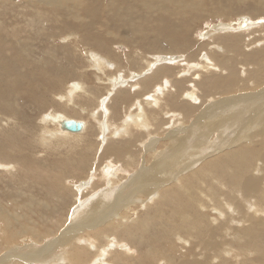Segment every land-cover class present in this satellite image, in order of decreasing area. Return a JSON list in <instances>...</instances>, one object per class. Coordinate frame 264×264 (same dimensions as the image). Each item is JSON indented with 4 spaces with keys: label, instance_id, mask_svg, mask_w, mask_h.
<instances>
[{
    "label": "bare ground",
    "instance_id": "6f19581e",
    "mask_svg": "<svg viewBox=\"0 0 264 264\" xmlns=\"http://www.w3.org/2000/svg\"><path fill=\"white\" fill-rule=\"evenodd\" d=\"M18 2H20L19 6L23 7L24 10L19 11L17 13L16 11L14 12V9H12V11L14 12V13L12 12L13 16L8 18V19L6 18V21L4 20V22L3 21L0 22L1 26L5 25V27L7 26L5 22L8 23V27H6V28H4V26L0 27L1 29L3 28L2 32L0 30V84L2 83L3 87L0 85L1 86L0 88H5V90L0 89V100H1L0 108L5 111V112L3 111L2 114L0 115V121L4 122L3 125L6 124L5 127L1 128L0 137L3 136V134H4L2 132H9V134L11 133V136L14 137V138L12 137L13 142L18 139V136H22V140L21 139L20 140L23 143H27V141H29V138L27 136H25V138H24V135L30 134V133H27L26 127H24V129H22V130L21 129L18 130V128L15 127V126H17L16 125L17 121H16L14 116L9 115L8 110H7L8 109L7 108L8 107L7 101L10 98H13L14 101L18 98L20 88L17 87V85L18 86L24 85V83H23L24 80L25 81L30 80V81H33V83H34V81L37 80V78H38L37 77L38 76L37 71L38 70L40 71V69L44 70L43 74L48 76L50 73L53 72V71H51V66H53V63L50 66V68L46 64L53 62V61L59 63L63 59L62 58L63 54L67 55L69 57L72 56L74 58L75 54L77 52L79 53L81 51V49L79 48L80 47L79 44L81 43V41H84L85 44L89 45L92 49L94 48L93 50L95 52L100 51L99 56H96V55L90 56L89 55L90 56L89 57L90 63H93L92 65H94V63L98 64L97 66H99V67H101V66L106 67L107 65H109L110 63L113 62V64L116 67H118L119 69H122V70L126 69V67L122 66L121 63L119 62V60L122 58H118L119 60H117V55L113 51L112 47L111 46L108 47L109 49L107 50V45L109 44V42L112 45H114V43L117 41V39L123 40V42H127L128 44H130L132 46L139 45L144 49V51L155 52L156 54H159V56H156L155 59L153 58V59L146 60V66H148V68H150L152 65H154V67H155L157 64H159L161 62V60H163L165 58H166V60H165L166 62H169V64H173L172 62H173L175 57L172 58L171 56H169V58H168V55H169V53H176L178 51H185L187 53L186 59H185L186 60L185 63L189 69V71L187 73L191 72V70H193V69H197L196 67L199 66L198 72H200V73L196 72L195 74H197L198 77H200V80L193 81L192 75H191L190 81L189 80H187V81L188 82H194L193 86H195V88L194 89H193V87H192V89L189 88L190 90H188L186 92L185 96H184L185 92H183V94H182V96L184 98H188L187 101L189 102V104L181 105L180 102H178L179 100L177 101V99L175 98L176 97L175 95H174L175 96L174 98L173 97L171 98L173 100L172 101L173 103L176 102L174 105H176L177 107L182 106L183 108H185V109H183V108L180 109L184 115H194V114L196 115L195 120H194V126L197 129V131L191 135V138L193 136H196V138L194 137L193 141H191V139H188L190 141H187V136L190 134L191 130H189L186 133L184 132V134L177 135L174 138L171 137L172 138L171 144L173 145V147L175 146V149L172 148L171 151H165L164 153L162 152L163 154H161V155L159 152L156 153V150L153 151L152 154L156 153L154 155L151 154L154 161L152 164H150L151 166H148L149 162H148V164L146 163L148 167L145 169V172L142 171V172H144L142 180H143V184H144V193L145 194H148L149 192L153 193L155 191L158 192L157 195H159V198H160L159 202H157L158 206H163V207L165 206L166 207L168 204L172 205L171 206L172 214L169 215V217L167 219L168 225L170 224L173 227V226H177L178 224L182 225L183 223H185L187 225H190V227H191V228H185L183 230V233L185 232V233H188L190 235V236H188V238L184 237L180 230H176L174 228H172L174 230L173 231L171 230V233L169 232V236H168L169 238L167 237V239L172 240V242H170V244H171L170 251L180 253V256L178 257V259H175V258L173 259L175 262H177L178 264H213L212 263L213 259L219 258V257L215 258V255H217V254H222L224 259L227 261L225 253L227 252L226 251L227 246L231 247V245L229 244V242L231 243V241H229L227 239V240H224V243H221L222 236L226 237L222 232H219V234L221 233L220 236L211 235L207 239L208 247L203 246L202 251H200L201 250L200 249V250H197L194 254H191L192 250L198 249L197 244L200 243V242H198V239L196 238V233L193 232V230L194 229L196 230V227H198L196 225V223H200V224H202V222L205 223V221H203V217H202L203 215H201L199 213V210H198V208L202 207L203 203L202 202L200 203V201L197 200V196H195V193L198 195L202 194L201 196L204 195L203 197H205V196H207L206 195L207 192L205 191V189H208L207 191H214L215 186H217V184H225L226 183L225 179H224L225 176L223 177V173L225 172V174H226V172H228L229 169H231V172L236 171V174L241 173L242 176L241 177L239 176L240 178H234L231 185H230L231 196L234 193L237 194V196H239V199L237 198L238 200L236 202V205H233L234 206V213L231 215V219L229 221V222H231L230 225H232L234 223L238 224L240 222L239 220L241 217L244 218V222H248V224L251 223L250 225H253V226H261L262 224H264V220L261 217H259L255 213H252V212L250 213L248 211L249 210L248 208H251L253 206V204H252L253 201H255L256 210L264 212V209L261 207V205L264 206V100H262V98H264V44L259 45V44L264 42V24L262 23V21H264L263 20L264 19V0H208V1H202V0H18ZM15 6H16V4H13L11 6V8H14ZM21 7H19V9ZM28 8H34V10H32L33 15L31 14L32 11L27 12ZM19 14L20 15L22 14V16H20ZM30 14L32 16L26 18L25 15H30ZM211 14H213L215 16L222 15V17H225V18L232 17L235 14L243 15L242 19H240V21H241V24H242V21L243 22L246 21L244 23V25H245L244 27H246V28H240L241 30L239 29L240 32H238V33L235 32L236 30H234L233 32L232 31L231 32H225L226 30L221 29L224 26L218 25V27L215 28V31H218L219 32L218 34H221V35H217V36L213 37V35H215V34H213L212 36H210V41H213L212 44H210V42H208V43L199 42L200 44H198V42H194L193 40H191L190 33L192 32L193 27L196 25L198 19L203 18L204 16L209 17ZM1 17L2 16H0V18ZM254 18L259 19L262 24L255 26V25L259 24L260 22L255 24L256 21H253ZM46 22H48V23H46ZM21 23H23L24 26L23 25L19 26V24H21ZM57 25L61 26V30H58ZM257 28H259V31H260V33L258 32V34L256 31ZM4 29H6V30L4 31ZM61 33H63V35H61ZM88 33H91L92 35L89 37ZM224 33H227V34L224 35ZM62 36H64V40L66 39V41H68L67 43L55 42L56 39L58 40ZM251 36H253V37H251ZM258 36H260V37H258ZM203 37H204V35H203ZM257 40H259V41L256 42ZM199 41H201V40H199ZM254 44H257V45H254ZM254 46H257V47L254 48ZM205 48L209 49V50H207L208 56L206 58H204L200 62V64H194L193 62H191L193 57H195L199 52H201ZM225 48L228 51H230L231 57L224 58V49ZM95 49H97V50H95ZM138 49H140V48H138ZM133 50L136 51L135 49H133ZM140 51L142 52L141 49H140ZM87 52L90 53V51H87ZM93 52H92V55H93ZM135 53H137V52H135ZM137 54L139 55V53H137ZM161 54H165V55H161ZM166 54H168V55H166ZM86 56L87 55H85V57ZM76 58H78V57H76ZM68 59H70V58H68ZM82 60H84V59H82ZM136 64H137V62H136ZM60 65H61V63H60ZM217 65L221 66L223 72H219V73L217 72V71H220V69L218 68ZM68 66H70V64ZM99 70L103 71L104 69L101 68ZM140 70H141V68H140ZM85 71H86V69H85ZM96 72H98V70ZM126 72H124V73H126ZM56 73H58V72H56ZM173 73H174L173 67H171L170 65H164V66L160 67L159 69H157L156 71H154L153 73H151L149 75L147 74V76L144 79H142L139 83L140 84L139 87H141V89H138L136 91L139 93L138 95H142L143 93H145V92L149 91L151 88H153V90H152L153 93L151 92V93L145 94L140 99L142 101V104H148L149 107H151V106L158 107L159 106L158 108L165 106V104H163V103L160 104L161 100L163 99L165 101H168V97H170V91L175 89L172 92H178V88L181 87V84H183V83H179V85L174 88L171 84H170V86L169 85L163 86L162 80L159 82H157V81L161 78V76L171 75ZM182 73H183V71H182ZM126 74H128V73H126ZM57 75H58L57 77H58L59 82H60V79L63 78L64 76H62L61 74H60L61 76L59 74H57ZM118 75H119L118 73L115 74V76H118ZM49 77L51 78V76H49ZM50 78H47V80L48 79L50 80ZM127 78H130V77H127ZM81 81H83V80H81ZM129 81H132V80H129ZM166 81H168V79ZM38 82H40V81H37V83ZM61 82H60V84L64 85V82L63 83H61ZM110 82H111L110 86L114 88L113 89L114 91H115L116 87H119V88L123 87V89H122L123 92H121L120 97H117L119 100H121L123 102L130 97L131 94L127 90H124L125 86L127 85L126 79L114 77V78L110 79ZM60 84H58V86ZM85 85L86 84L84 83V81L82 83L81 82L80 83L75 82L72 85L67 84L64 94L60 96V97H62V99H64V98L67 99V101L65 100L66 102L64 103V105L67 107L71 106L70 105V104H72L71 100H73L74 95L75 94L77 95V93L79 94V92H82V95L88 94V96H89L90 93L87 90ZM160 85H162V86H160ZM133 86L137 87L138 83H136V82L132 83L131 88H133ZM53 87L54 86H52V88H50L49 92H53V90H55V88H53ZM46 88H47V86H46ZM46 88H45V90L48 91L47 89H49V88H47V89ZM172 88H174V89H172ZM199 89L202 90L201 95H199V91H198ZM137 92H136V94H137ZM235 92H239V94L232 95L233 93L235 94ZM62 93H63V91H62ZM229 93L231 94V98H230V96L227 95ZM55 94H57V93H55ZM148 94H151V95L149 96ZM174 94H176V93H174ZM223 95L228 96V98L221 99L224 97ZM146 96H149L148 99L145 98ZM216 97H218L221 100L218 99L219 101L217 100L216 102H213L216 100L215 99ZM53 98H54V96H53ZM53 98H52V100H53ZM201 98H202V100H201ZM171 99H169V100H171ZM205 99H208V102H207V100L205 101ZM105 100H107V98H105ZM110 100H111V98H110ZM255 100L260 101V102L258 104L250 105L253 101L256 102ZM204 101L207 102L206 106L201 110L202 112H200L198 108L204 104L203 103ZM198 102H200V105L197 107L196 104ZM48 103H50V102H48ZM75 103H77V102H75ZM190 103H192V104H190ZM26 104H28V103H26ZM58 105H60V104H58ZM226 105H231V109H233V108H237V109L235 112L231 111V113H226V112L217 113V110L222 109V108L225 109ZM55 106H57V105H55ZM75 106H77V105L74 104V107ZM135 106H136V104L134 101V107ZM71 107H73V106H71ZM10 108H11V106H10ZM37 108H39V107H37ZM132 108H133V105H132ZM43 109H45V108H43ZM51 109H53V108H51ZM136 109H138L137 115H140V116H136L134 118L136 120H132L131 118L129 120H126L123 123L125 126L124 130L121 132H117V133L115 132V134H114L115 136H125V135L127 136L130 133L131 127H137L138 130L143 129L144 131H147L148 135L153 134V132H152L153 130H158L161 128L159 125H156L154 123V122H156L155 120H158L159 116H160V113L156 112L155 109H154V112L150 111V114H152V115H149V116L146 115L145 110H144L142 105ZM49 110H50V108H49ZM104 110H103V112H104ZM106 110L109 111L108 109H106ZM82 111H84V108ZM225 111H227V110H225ZM70 113H71V115H73V114L76 115L77 112L71 111ZM90 115H91V117H93L94 120L98 119L97 116L95 115V111H92V113ZM6 116H9L8 119H9V121L12 122L11 124L9 123V126H8V123H6V119H7ZM22 116H24V115L22 114ZM41 119L45 120V122H47L49 124L51 123L53 125V126H51V128L57 129L56 132L55 131H53V132L56 133V135H55L56 137L55 136L54 137L57 138L56 140H58V142H56V143L50 142L49 143L51 145L52 144L56 145V148H59V146L66 145L68 143L70 144L69 140L66 139L67 136H74L75 138H76V136H78V139L86 138V137L88 138V136H86L85 134L88 130L87 128L89 126H91L89 121H88L89 119L86 121L85 120L81 121V120L75 119L82 125V128L78 131H69L68 129L64 128V126H63L64 123L68 119H72L65 112H58V110L56 111L54 109V111H50L49 113H46V115L44 114V116H42ZM23 120H25V119L23 118ZM159 121H160V119H159ZM25 123L27 124V122H25ZM107 123H108V121H107ZM107 123L105 122V124H107ZM18 125H20V124H18ZM153 125H154V128L153 127L151 128V126H153ZM27 126H28V124H27ZM46 127H45L46 129L44 128L45 131L43 132L42 137L38 133H37V135L36 134L33 135L32 143H34L36 140L40 141V142L44 141L45 135H46L45 140L47 139L48 135H50V138H48L46 141H48L49 139H53L54 134L51 133L53 129H50V128L48 129V126H46ZM98 127H100V126H98ZM232 128H233V131L231 130V133H233L234 136H231V138H233V140H231V142H230L231 145H237V143L235 141L237 139L238 140L241 139L242 142H239L238 146L235 149L232 148V149H230V151H228L224 154H221L218 157H216V156L215 157L214 156L207 157V159L209 161H206L207 159H205L206 163L201 162V164H203V163L204 164L199 168V170L197 169L196 172L194 171L195 173L191 170L192 172L191 171L190 172L193 173L191 176L192 179L194 177H201L200 179L198 178L199 181H198L197 185L193 184L188 177H187L186 181L183 183H181V181L179 179H178L179 180L178 184H177L178 181L176 183L171 182L172 179H174V177L178 178L177 175H179V174L181 175V173L183 171H185V169L190 165V163L188 161H185V158L186 159L190 158V156H191L190 154L196 153L197 151H200L199 144L203 143V142H207L208 141L207 137H209L211 133H216V135H218L217 140L220 139L218 144L223 146V145H226V141H229L231 139V138L227 139V137H226L227 134L224 137H223V135L225 133H227L226 130L232 129ZM150 129H152V131H150ZM47 130H51V132L50 133L47 132V134H46ZM63 131H69V132H74V133L70 134V133L63 132ZM80 131H82V132H80ZM124 131H126V132H124ZM172 131L175 132L174 130H172ZM228 131H230V130H228ZM76 132H79V133H76ZM236 132L238 134H236ZM57 134H59V135H57ZM30 135H32V134H30ZM94 135H92V136H94ZM11 136H9V137H11ZM90 136H91V132H90ZM129 136H131V135H129ZM133 138H134V136H133ZM4 140L2 138H0V156H1L0 159L6 160L7 162L0 160V168H1V166H3L4 170H5L4 172H8L9 170L15 168V165H13L15 163L20 168H23L25 173H24V175L21 174V178H25V176L27 175L26 171H29L28 166L31 165L30 163L34 159L32 161L30 160L31 161L30 162L27 160L30 158L29 156L22 157L21 154L27 155L24 153L25 152L24 150H26V147H23V146L25 144H22L23 146L20 145L23 149L22 148L19 149V150H21V151H18L19 154L14 155V152L17 153L18 149H12L13 148L11 145L12 143L7 145L9 142H12V141L7 140L8 142H5ZM154 140H152V141L149 140L148 143H145L146 151H148L149 149L152 150V147L156 144L154 142ZM114 141H116V139H114ZM44 143H46V142H44ZM171 144H169V146ZM33 145L34 144H32V146ZM53 145H52V147H53ZM90 145H92V144H90ZM26 146H27V144H26ZM132 146H133V143L131 141H128L126 139L119 141V139H118V142H116L113 146L108 147L106 154H113L114 156L120 157V159H121L123 156L128 155ZM106 148L107 147H105L104 149H106ZM184 148H186V149H184ZM191 149H193L194 152L190 151ZM159 150H160V148H159ZM201 151L199 153H201ZM141 152H139V153H141ZM147 153H149V152H147ZM129 155H130L129 157L131 158L132 157L131 153H129ZM166 155H170V156L172 155L170 160H168L169 158L166 159ZM103 156L106 158L108 155H105V152H104ZM205 156H206L205 154H202L201 156L198 157V160L203 159V157H205ZM83 158H85V157H83ZM98 158H99V156H98ZM209 158H211V159H209ZM180 161H185V163H181ZM56 162L54 164H56ZM194 162H195V160H194ZM243 162L248 163V164L250 163V165L253 167V169L251 170L252 172L244 170L245 167L243 166ZM34 163L35 162H33L32 166H34ZM62 163H63V161L61 162V164ZM254 163H257V164H254ZM66 164H68V163L66 162ZM85 164H87L86 161H85ZM62 165H64V163ZM224 165H227V166L225 167ZM253 165L254 166L256 165V166L254 167ZM221 166H224V168H219ZM251 166H250V168H251ZM241 167H243V168H241ZM195 168H196V166H195ZM195 168H193V169H195ZM133 173H136V172L134 171ZM110 174H111V172H110ZM133 176H134V174H133ZM0 177H2V176H0ZM52 177H53V175H52ZM130 178H132V177H130ZM1 179H3V178H0V180ZM56 179H57V177H56ZM181 179H182V177H181ZM131 180H133V179H131ZM26 181H27V179H26ZM33 181H35V180H33ZM192 181H194V180H192ZM31 182H30V184H31ZM131 182H134V181H131ZM190 183H191V186H190ZM33 184H35V183H33ZM169 184H171V185H169ZM227 184L229 185V183H227ZM168 185H169V187H167ZM135 186H136V184H135ZM55 187H56V185H55ZM100 187H101V185H100ZM102 191H103V189H102ZM102 191H100V193H99V197H100L99 199L101 201L103 198H105V195L102 193ZM59 192H60V189H59ZM116 192H117V189H116ZM205 192H206V194H205ZM260 193L262 195H260ZM25 194L26 193H24V195ZM29 195H31V194H29ZM142 195H144V194H142ZM259 195L262 196L261 199H259ZM231 198H232L231 200L234 201L233 196ZM6 199H8V198L6 197ZM86 200H89V199L87 198ZM199 200H200V198H199ZM31 201H32V204H34L36 202L34 197L31 198ZM96 201H97V199H95V201L92 202V206L96 203ZM107 201H108V199H107ZM142 201H145V199H143ZM202 201H204V200H202ZM8 202H11L13 204V206L16 208L25 207L27 209H32L31 211L35 212V210H33V209L36 206V204L35 205H28V204H24L23 202L21 204V202L18 201V198H15V199L12 198V199L8 200ZM37 204H39V203H37ZM104 204H106V203H104ZM90 205H91V201H90ZM196 205H198L197 209H196ZM37 206H36V208H37ZM108 206L109 205L106 204L107 210L105 211V208H104V212L95 211L94 208H97V206L94 208H92V207L91 208L93 209L92 212L94 214H97L101 223H106V225L108 226L107 230H106V231H108L107 237H110L109 235L114 233L113 231H111V229H113V227L116 226V224H117V226L122 227V225H121V224H123L122 218H124V217L122 215L121 221H120L121 223L112 221L113 218L110 221H107V218H109V216H107V217H105V216L107 215V211L110 208V206L109 207ZM203 206H204V204H203ZM111 207L112 208H118L115 205H112ZM38 208H37V210H38ZM133 208H135V207L133 206ZM2 209H3V205L0 204V218H1L0 219V249L2 248V246H4V245L6 246V244L9 243V240L6 238V236L3 237V235H5V231H6L4 226L6 223L9 222V218H8V216L2 214ZM126 209H129V206ZM120 210H121L120 208L116 209V211L113 212L114 215L115 214L117 215ZM95 212H97V213H95ZM85 214H87V213H85ZM85 214H84V216H85ZM104 217L106 218V221H105ZM160 217H161V215H160ZM190 217H193V219L188 221V219ZM162 218L164 219V216H162ZM144 219H141V220L144 221ZM81 220H83V219H81ZM141 220H139L137 222L142 223ZM227 220H228V218H227ZM84 221H85V219H84ZM128 221L126 220L125 224ZM206 221H208V220H206ZM215 221L217 222L216 219H215ZM79 222L78 223L76 222V224H79ZM181 222H182V224H180ZM211 222H213V220H211ZM90 223L91 222H89L88 224H90ZM139 223H136V224L133 223V224H134V226H136V228H137V226L142 227L145 225V221L143 222L144 225H142L143 223L138 225ZM206 223H208V222H206ZM112 224H113V226H112ZM212 224L213 223H211V225ZM225 225L228 226V229H226L224 227ZM163 226H165V225H163ZM215 226H217L219 231L220 230L227 231L225 234H227L229 232V230L231 229L229 227V225L226 224L225 222H223V226H219V224L217 223V224H214V226L212 227L211 233L216 230ZM130 227H131V229H130ZM130 227L128 230H126L127 231L126 239L131 237V236H135L136 232L140 231L139 230L140 228L137 229L136 232L134 230L132 231L133 226H130ZM200 227H201V225H200ZM124 229H126V228H124ZM207 229L206 230L204 229V230L207 231ZM76 230H77V226L72 227L71 230H69V234H67L66 236H69V239L72 238V239H74V241L78 242L77 236L72 234ZM121 231L124 232L123 229ZM205 231H202V232H205ZM247 231L250 234L252 230L249 229ZM25 232H26V226H21L20 228L15 229L12 232L7 233V234L11 235L12 238L18 237V240H19V239H21V237H23ZM120 232H119V234L122 233V232L121 233ZM143 232H144V229H143ZM196 232H198L200 234L201 228H200V232L199 231H196ZM140 233H142V232H140ZM239 234H241V233H238V235ZM115 235H116V232H115ZM121 235H123V234H121ZM124 235H125V233H124ZM142 235H144V234L142 233ZM147 235H150V234H148V232H147ZM228 235H230V234H228ZM251 235L253 236L254 234H251ZM151 236H154V235H151ZM201 236H202V234L200 235V237ZM144 237H143L142 241L144 240ZM133 238H136V237H133ZM133 238H132V240L134 241ZM148 238H150V237H148ZM237 238H240V237H237ZM152 239H153V237H152ZM152 239L150 238L151 242H152ZM240 239H242V238H240ZM51 240H49V241H51ZM119 240H125V237H124V239L119 238V239L115 240V242H113V244L115 243L114 245H112V243L109 242L110 241V239H109L104 248L97 246L95 244V241H92L91 238L86 240L85 245L88 246V248L91 251H94L95 252L94 254L92 252H90L89 250L82 248V247H79L77 249L71 247L70 245L72 242L71 243L70 242H64L63 244L66 243L65 249L71 248L72 251L70 253H68L66 251V253H63V254L65 255V259L67 260V262L69 264H79V259H82V260L85 259L84 254L91 256V259L94 255L91 262L89 261V263H86V264H109L111 262L113 264H136L137 260H135V259L133 261V259H131L129 257L130 258V259L128 258V260L130 261V263H129L128 261L124 262V261H126L125 258L123 261V259H121V257L118 256V255L121 256V254H118L117 252H119V253L122 252L123 254H127V255H133L132 250H131L133 246L130 249L126 245V243L122 244V245L119 244V242H117ZM140 240H141V238H140ZM146 240H148V239H146ZM160 240H162V239H160ZM46 242L48 243V241H46ZM187 242H189V244L185 245ZM204 242H205V239H204ZM137 243H139V242H137ZM147 244H149V243H147ZM139 245H140V243H139ZM180 245H182V247ZM144 246H146V245L143 244V247ZM185 246H186V249L183 251L182 248L183 247L185 248ZM199 246H200V244H199ZM150 247H151V245H150ZM152 247L153 248L155 247L154 243H153ZM52 248H53V245L42 248L41 251L39 250L40 252L37 253L38 257L39 258L48 257L49 253H46V252L50 251ZM18 249L20 250V248H18ZM65 249H64V251H65ZM136 249H140V248L137 247V248H135V250ZM160 249H158V250H160ZM112 250H115V253H117L118 255H116L114 253L115 255L111 256ZM141 250H143V248H141ZM147 250L149 251V249H147ZM164 250H167V248L166 249L164 248ZM246 250H248V249L246 248ZM170 251H168L169 254H171ZM32 252L33 251L30 250L27 253L23 252V254H25L24 256H26V258L29 256L31 258H36L37 255L31 254ZM153 252H154V250H153ZM243 252H245V250ZM149 253H152V251ZM163 253L165 255V252H163ZM263 254L264 253H263L262 249L258 250V255L262 256ZM15 255H13V256H15ZM21 255H22V253H21ZM144 255H143V257L146 256V255L145 256ZM159 256L161 257V255H159ZM183 256H184V259H187V260H182ZM110 257H112L111 262H108L110 260L109 259ZM149 257H148V259H149ZM152 257L153 256H151V258ZM154 258H156V257H154ZM162 258L164 259V256ZM2 259L4 260L5 258L3 257ZM60 259L62 260L61 257H60ZM139 259H142V258L139 257ZM144 259L146 261V257ZM224 259H222L221 261H224ZM34 260H38V259H34ZM150 261L152 262V260H150ZM28 262H29V260H28ZM44 262H45V260H44ZM51 262H53V263H49V264H56L57 263L56 260H53ZM153 262H152V264H153ZM258 262H259L258 264H264V261H258ZM39 263H40V261H39ZM137 263L139 264L141 262H137ZM145 264H146V262H145ZM156 264H159V263H156ZM163 264H172V262L166 263V260H165Z\"/></svg>",
    "mask_w": 264,
    "mask_h": 264
},
{
    "label": "rangeland",
    "instance_id": "374dc122",
    "mask_svg": "<svg viewBox=\"0 0 264 264\" xmlns=\"http://www.w3.org/2000/svg\"><path fill=\"white\" fill-rule=\"evenodd\" d=\"M202 1H208V0H202ZM19 3L20 2H18V0H5V1L0 0V6H1L0 9L2 8L0 10V13H1L0 16H2L0 18V22L1 21L4 22V20L6 21V18L8 19V18L13 16L12 9H14V12L16 11L17 13L19 11L24 10L23 7L19 6ZM13 4H16V6L14 8H11V6ZM19 7H21L20 8L21 10L19 9ZM32 10H34V8H28L27 12L32 11ZM31 14L33 15V11L31 12ZM31 14L25 15L26 18L31 17L32 16ZM20 16H22V14ZM214 16L215 15L211 14L209 17L204 16L203 18L198 19L196 25L193 27L192 32L190 33L191 40H193L194 42H198V44H200L199 42H204V43L210 42V44H212L213 41H210V36H212L213 34H215V35H213V37L217 36V35H221V34H218L219 33L218 31H215V28H217L218 25H223L224 27L221 29L226 30L225 32H231V31L233 32L234 30H236L235 32L238 33V32H240L239 31L240 28H246V27H244L245 26L244 23L246 21L245 22L242 21V24L240 21V19H242L243 15L235 14L232 17H228V18L222 17V15H219L220 17L219 16L214 17ZM258 20L259 19L254 18L253 21H256L255 24L260 22L259 24L255 25V26H258L262 23L264 24V21H262V23H261V21L260 20L258 21ZM5 23L7 25L6 27H8V23L7 22H5ZM46 23H48V22H46ZM21 25L24 26L23 23L19 24V26H21ZM2 26H4V28H6L5 25H2ZM2 26L0 24V27H2ZM57 27H58V30H61V26L57 25ZM2 29L0 28L1 32H2ZM5 30L6 29H4V31ZM256 31H257V34H258V32L260 33L259 28H257ZM226 34L227 33H224V35H226ZM61 35H63V33H61ZM91 35H92L91 33H88L89 37ZM203 35H204V37H203ZM62 37L61 38L59 37L60 39H58V40L56 39L57 41L55 40V42L67 43L68 41H66V39L64 40V36H62ZM251 37H253V36H251ZM258 37H260V36H258ZM199 40H201V41H199ZM258 41L259 40H257L256 42H258ZM262 44H264V42L259 44V45H262ZM85 45L86 44L84 41H81V43L79 44V46H80L79 48L81 49V51H80L81 53L79 52L80 53L79 54L77 52L78 54L77 53L75 54V56L78 57L79 59L76 58L75 56L73 58L72 56L69 57V56L63 54V56L65 58L62 56L63 59L59 63L53 61V62L46 64L50 68V66L53 63V66H51V71H53L52 73H50L47 76V75L43 74L44 70L40 69V71L42 73L38 70L39 72L37 71V75H38L37 77L39 79L36 77L37 80H35L34 83H33V81H30V80H26L27 82L24 80L23 81L24 85H19V86L17 85V87L20 88L18 98L15 101L13 100V98H10L7 101L8 113L10 116H14L16 121H17V124H16L17 126H15V127L18 128V130H20V129L22 130V129H24V127H26L27 133H30L32 135H30V134L24 135V138H25V136H27L29 138V141H27V143H23L21 141L22 136H18V139L13 142L12 140L14 137L11 136V133L9 134V132H2L4 134L0 138H2L3 140L5 139L4 140L5 142H8L9 140L12 141V142H9L7 145L12 143L11 144L13 147L12 149H18L17 153L14 152V155H16V154L18 155L19 154L18 151H21L19 149L22 148L20 145L25 144L24 146L23 145L22 146L26 147V150H24L25 151L24 153L27 155L21 154L22 157L29 156L31 159L28 157L29 158V159H27L28 161H30V160L32 161L33 159L34 160L32 162L30 161L31 165H29L30 167L28 166L29 171H26L27 175L25 176V178H21V174L24 175V173H25L23 168H20L15 163L13 164V165H15V168L9 170L8 172H4L5 170H4L3 166H1V168H0V172L2 173V174L0 173V176H2L0 178H3L0 180V204L3 205L2 214L8 216V218H9V222L6 223L4 226L6 231H5V235H3V237L6 236V238L9 240V243H7L6 246L5 245L2 246V248L0 249V264H49V263H53V262H51L53 260L57 261V263L55 262L56 264H69L67 262V260L65 259V255L63 253H66V251L68 253H70L72 251V249L71 248L65 249L66 243L63 244L64 242H70V243L72 242L70 245L71 247H73L75 249L82 247V248L89 250L90 252H92L94 254L95 252L91 251L88 248V246L85 245L86 240L91 238L92 241H95V244L97 246L104 248L109 239H110L109 242L112 243V245H114L115 243L113 244V242H115V240H117L119 238L124 239V237H125V240H119L117 242H119V244H121V245L126 243V245L130 249L133 246L131 249L133 255H127V254H123L122 252H120V253L117 252L118 254H121V256H120L117 253H115V250H112L111 256L116 254L119 257H121V259H123V261L125 258L126 261H124V262L128 261L129 263H130V261L128 260V258L130 257L131 259H133V261H134V259L137 260L136 264H138L137 262H141L139 264H145V262H146V264H152L153 261H154L153 264L154 263L155 264L156 263L163 264L165 260H166V263L172 262V264H178L173 259L174 258L178 259V257L180 256V253L170 251V249H171L170 248L171 247L170 242H172V240L167 239V237L169 236V232L171 233V230L173 231L174 229H176V230H180L182 235L184 237L188 238V236H190V235L188 233H185V232L183 233V230L185 228H191V227H190V225H187L185 223L182 224V222L180 223L182 225L178 224L177 226H173V227L170 224L168 225L167 219H168L169 215L172 214V211H171L172 205L168 204L166 207L165 206L164 207L158 206L157 202H159L160 198H159V195H157V193H158L157 191L153 192L154 194L152 192L145 194L142 177H143V173L145 172V169L148 166H151L150 164H152L154 161L152 156H151L153 151L156 150V153L159 152L161 155L165 151H171L172 148L175 149V146L173 147V145L171 144V142H172L171 137L174 138L177 135L184 134V132L186 133L189 130H191L190 134H189L190 136L189 135L187 136V141H190L188 139H191V141H193V138L194 137L196 138V136H193L191 138V135L197 131V129L194 126V120H195L196 115L195 114L194 115H184L182 113V111L180 110L183 107L182 106L177 107L176 105H174L176 102L173 103L172 102L173 100L171 98L172 97L174 98L176 96L175 98L177 99V101L179 100L178 102H180L181 105L189 104V102L187 101L188 98H184L182 96V94H183V92H185L184 93V96H185L186 92L188 90H190L189 88H191V89H192V87H193V89L195 88V86H193L194 82H188L187 81V80L190 81L191 75H192L193 81L200 80V77H198V75L195 74L196 72L200 73V72H198L199 66L196 67L197 69H193V70H191V72L187 73L189 71L188 66L185 63L187 53L185 51H178L176 53H169L168 52L169 55L166 54V55H168V58H169V56H171L172 58H174V57L176 58V59L174 58V60L172 62L173 64H169V62H166L165 61L166 58H165V59L161 60V62L159 64H157L155 67H154V65H152L150 68H148V66H146V60L153 59V58L155 59L156 56H159V54H156L155 52L144 51V49L139 45L132 46V45L128 44L127 42H123V40L117 39V41L114 43V45H112L109 42V44L107 45V50L109 49L108 47L111 46L113 51L117 55V60H119L118 58H122L119 60V62L121 63L122 66L126 67V69H124V70L119 69L118 67H116L113 64V62L110 63L109 65H107L106 67H104V66L99 67V66H97L98 64H95V63H94V65H92L93 63H90L89 57L94 56V55L99 56L100 51L95 52L93 50L94 48L92 49L89 45H86V46ZM254 45H257V44H254ZM255 47H257V46H254V48ZM138 48H140L142 50V52ZM133 49H135L136 51H134ZM95 50H97V49H95ZM207 50H209V49L205 48L204 50L199 52L195 57H193L191 62H193L194 64H200V62L208 56ZM87 51H90V53H88ZM92 52H93V55H92ZM135 52L139 53V55ZM85 55H87V56L85 57ZM161 55H165V54H161ZM228 57H231V54H230V51H228L225 48L224 49V58H228ZM68 58H70V59H68ZM82 59H84V60H82ZM136 62H137V64H136ZM60 63H61V65H60ZM69 64H70V66H68ZM164 65H170L171 67H173L174 73L171 75L161 76V78L157 82L162 80L163 86L164 85L170 86V84H171L174 88L177 87L179 85V83H183V84H181V87L178 88V92H172L175 90L174 88H172L174 90L170 91V97H168V101H165L163 99L161 100L160 104H162V103L165 104V106H163V107H160V108H158L159 106L158 107H153V106L149 107L148 104H142V101L140 99L145 94L151 93L153 88H151L149 91L143 93L142 95H138L139 93L136 90L141 89V87H139L140 81L142 79H144L147 76V74L149 75V74L153 73L154 71H156L157 69H159L160 67H162ZM217 66L220 69V71H217V72L218 73L223 72L221 66L220 65H217ZM101 68H103L104 70L103 71L99 70ZM140 68H141V70H140ZM85 69H86V71H85ZM97 70H98V72H96ZM182 71H183V73H182ZM56 72H58V73H56ZM124 72H126L128 74H126ZM73 73L74 74L76 73V74L74 75ZM116 73H118L119 75L115 76ZM57 74H59V75L61 74L62 76H64L63 78L60 79V82L61 81H62L61 83L64 82V85L60 84L59 79L57 77L58 76ZM49 76H51V78ZM114 77L126 79V81H127L126 82L127 85L125 86L124 90H127L131 95L127 100H125L123 102L117 98V97H120L121 92H123V90H122L123 87L122 88L116 87L115 91H114L113 90L114 88L110 86L111 85L110 79L114 78ZM127 77H130V78H127ZM47 78H50V80L49 79L47 80ZM167 79H168V81H166ZM81 80H83L84 83L86 84L85 86H86L87 90L89 91L90 95L89 96H88V94L82 95V92H79V94L78 93H77V95L75 94L76 96L74 95V99L71 100L72 104H70V105L73 107L65 106L64 103L67 101V99L66 98L62 99V97H60V96L64 94L65 89H66V85L67 84L72 85L75 82L76 83L77 82L82 83L83 81H81ZM129 80H132V81H129ZM37 81H40V82H38L39 84L37 83ZM131 82L132 83H135V82L138 83V86L137 87L133 86V88H131V85H132ZM58 84H60V85L58 86ZM0 85L3 87L2 83ZM162 85H160V86H162ZM46 86L49 89H47ZM52 86H54L53 88H55V90H53V92H49L50 88H52ZM45 88L48 91H46ZM0 89L5 90V88H0ZM62 91H63V93H62ZM198 91H199V95H201L202 90L199 89ZM136 92H137V94H136ZM55 93H57V94H55ZM174 93H176V94H174ZM237 94H239V92H235V94L233 93L232 95H237ZM148 95L150 96L151 94H148ZM227 95L230 96V98H231L230 93ZM53 96H54V98H53ZM149 96H146L145 98L148 99ZM223 96L224 97L221 99L228 98V96H226V95H223ZM52 98H53V100H52ZM105 98H107V100H105ZM110 98H111V100H110ZM169 99H171V100H169ZM215 99L216 100L213 102H216L219 98L216 97ZM221 99H219V100H221ZM201 100H202V98H201ZM206 100L208 102V99H205V101ZM262 100H264V98H262ZM134 101L136 104L135 107H134ZM205 101L203 102L204 104L198 108L200 112H202L201 110L206 106L207 102H205ZM0 102H1V100H0ZM48 102H50V103H48ZM75 102H77V103H75ZM259 102L260 101H256V102L253 101L250 105L258 104ZM26 103H28V104H26ZM73 103L76 104L77 106L74 107ZM58 104H60V105H58ZM190 104H192V103H190ZM55 105H57V106H55ZM132 105H133V108H132ZM138 105L143 106L145 113L148 116L152 115V114H150V111L154 112V109L156 110V112L160 113V116H159L160 121L158 119V120H155L156 122H154V123L156 125H159L161 128L158 130H153V131H152V129H150V131H152L153 134L148 135L147 131H144L143 129L138 130L137 127H131L130 133L127 136L126 135L125 136H115L114 135L115 132L117 133V132H121L124 130L125 126L123 123L126 120H129L130 118L132 120H136L134 118L136 116H140V115H137L138 109H136V108H139ZM196 105L198 107L200 105V102H198ZM10 106H11V108H10ZM37 107H39V108H37ZM43 108H45V109H43ZM49 108H50V110H49ZM51 108H53V109H51ZM83 108H84V111H82ZM54 109L56 111L58 110V112H65L72 119H77V120H81V121H84V120L86 121L89 119L88 121L92 127L89 126L87 128L88 130H87L85 135L88 136V138L86 137V138L78 139V136H76V138L74 136H67L66 139L69 140L70 144L67 142L68 144L59 146V148H56V145L52 144L53 145V147H52V145L49 144L50 142L51 143L52 142L53 143L58 142V140H56L57 138H55L56 137L55 132L57 129L51 128V126H53V125L51 123L49 124V123L45 122V120H42L41 118H42V116H44V114L46 115V113H49L50 111H54ZM106 109H108L109 111H107ZM183 109H185V108H183ZM236 109L237 108L231 109V105H226L225 109L224 108L219 109V110H217V113H224V112L231 113V111L235 112ZM103 110H104V112H103ZM225 110H227V111H225ZM3 111L4 110L0 108V115L2 114ZM69 111L70 112L76 111L77 113H76V115L75 114L71 115V113ZM92 111H95V115L98 118L97 120H94L93 117H91L90 114L92 113ZM22 114L24 116H22ZM6 117H7L6 123H8V126H9V123L11 124L12 122L9 121V119H8L9 116H6ZM23 118L25 120H23ZM106 120L108 121V123ZM25 122H27L28 126ZM105 122L107 124H105ZM3 124H4V122L0 121V131H1V128L5 127V125H6V124L5 125H3ZM18 124H20L21 126ZM46 126H48V129L49 128L53 129L52 132H51V130L46 131V134H47V132L48 133L51 132L54 134L53 139H49L48 141H46L48 138H50V135H48L46 140H45V138H46V135H45L44 141L40 142V141L36 140L34 143H32L33 135L34 134L37 135V133H38L42 137L43 132L47 128ZM98 126H100V127H98ZM152 127L154 128V125L151 126V128ZM172 130H174L177 134L175 132H173ZM228 130H230V131H228ZM228 130H226L227 133H225L223 135V137H224L227 134L228 135V136L226 135L227 139L231 138V136H234L233 133H231V130L233 131V128L228 129ZM53 131H55V132H53ZM82 131H80V132H82ZM89 131L91 132V136H90ZM63 132H67L70 134L74 133V132H69V131H63ZM124 132H126V131H124ZM76 133H79V132H76ZM236 134H238V133L236 132ZM57 135H59V134H57ZM92 135H94V136H92ZM129 135H131V136H129ZM9 136H11V137H9ZM133 136H134V138H133ZM217 137H218V135H216V133H211L210 136L207 137L208 143L207 142L200 143L199 149H200V151L202 150L201 153H199L200 151H197L196 153L190 154L191 155L190 158H187V159L185 158V161H188L190 163V165L185 169V171H183L181 173V175L180 174L177 175L178 178L174 177V179H172V181L171 180L170 181L172 183L173 182L176 183L178 181L177 182V184H178L179 180H180L181 183H183L186 181V179L188 177L193 184L197 185L198 181L201 177H194L192 179L191 178V176L193 174V173H191L192 171L196 172L197 169L199 170V168L204 163H206V161H209L207 159V157H211V156L218 157L219 155L230 151V149H232V148L235 149L238 146V143L242 142L241 139H239V140L237 139V140H235L237 145H231L230 142H231V140H233V138H231L229 141H226V145L221 146L218 144L220 139L217 140ZM114 139H116V141H114ZM118 139H119V141L126 139V140L131 141L133 143V146L129 152L132 155L131 158L129 157L130 156L129 153L127 156H123L121 159H120V157L114 156L113 154H106L108 147L113 146L116 142H118ZM149 140L150 141L154 140V142L156 144L152 147V150L149 149L148 151H146L145 143H148ZM44 142H46V143H44ZM26 144H27V146H26ZM32 144H34V145L32 146ZM90 144H92V145H90ZM169 144H171L170 145L171 147L169 146ZM105 147H107V148L104 149ZM159 148H160V150H159ZM184 149H186V148H184ZM103 151L105 152V155H108L106 158L103 156L104 155ZM190 151H193V149H191ZM139 152H141V153H139ZM147 152H149V153H147ZM156 153H153L152 155H154ZM202 154H205L206 156L203 157V159L198 160V157L201 156ZM98 156H99V158H98ZM83 157H85V158H83ZM171 157H172V155L171 156L166 155V159L169 158L168 160H170ZM0 158H1V156H0ZM205 159H207V160L205 161ZM209 159H211V158H209ZM0 160L7 162L6 160H2V159H0ZM194 160H195V162H194ZM60 161L61 162L63 161L64 165H62L63 163L61 164ZM85 161L87 162V164H85ZM185 161H180V162L185 163ZM33 162H35L34 166H32ZM55 162H56V164H54ZM66 162L68 164H66ZM148 162H149V164H148ZM201 162H204V163L201 164ZM146 163L148 164V166ZM247 164L248 163L243 162V166L245 167L244 170L252 172L251 170L253 169V167L250 165V163L248 165ZM254 164H257V163H254ZM195 166H196V168H195ZM224 166L226 167L227 165H224ZM224 166H221L219 168H224ZM250 166H251V168H250ZM193 168H195V169H193ZM241 168H243V167H241ZM134 171L136 173H133ZM142 171H144V172H142ZM229 171L226 172V174H225V172L223 173V177L225 176V178H224L225 182H226L225 184H217V186H215L214 191H207L208 189H205V191L207 192V194H206V192H205V194L207 196L203 197L204 195L201 196L202 194L198 195L195 193V196H197V200L200 201V203L202 202L204 204V206L202 204V207H200V208H198V205H196V209L198 208L199 213L201 215H203L202 217H203V221H205V223H203V222H202V224L196 223V225L198 227H196V230L194 229L193 232L196 233V238L198 239V242H200L197 245L199 246V244H200V246L199 247L197 246L198 249H194L195 251L192 250L191 254H194L197 250H200V249H201L200 251H202L203 246L208 247L207 239L211 235L220 236L221 233L219 234V232H222L226 237L222 236L221 243H224V240L228 239L229 241H231V243L229 242L231 247L227 246V249L225 248L227 251L225 253L227 261L224 259L222 254H217V255H215V258L216 257H219V258L213 259V261H212L213 264H258L259 263L258 261H264V254L262 256L258 255V250H260V249H262L263 253H264V243H263L264 242V230H263L264 224H262L261 226H253V225H250L251 223L248 224V222H244V218L241 217L239 220L240 222L238 224L234 223V224L230 225L231 222H229V221L231 219V215L234 213V206L233 205H236V202L239 199V196H237V194L234 193V194H232L234 201L231 200L232 196H231L230 185H231L234 178H240L242 176V174L241 173L236 174V171L231 172V169H229ZM110 172H111V174H110ZM133 174H134V176H133ZM52 175H53V177H52ZM56 177H57V179H56ZM130 177H132V178H130ZM181 177H182V179H181ZM26 179H27V181H26ZM131 179H133V180H131ZM33 180H35V181H33ZM192 180H194V181H192ZM131 181H134V182H131ZM30 182H31V184H30ZM33 183H35V184H33ZM227 183H229V185ZM135 184H136V186H135ZM55 185H56V187H55ZM100 185H101V187H100ZM169 185H171V184H169ZM169 185L167 187H169ZM190 186H191V183H190ZM59 189H60V192H59ZM102 189H103V191H102ZM116 189H117V192H116ZM100 191H102V193L105 195V198H103L102 201L99 199L100 198L99 197ZM24 193H26L27 195L26 194L24 195ZM29 194H31V195H29ZM142 194H144V195H142ZM260 195H262V194L260 193ZM260 195H259V199L262 198V196H260ZM31 196L34 197L36 200V202L34 204H32V201H31L32 197ZM6 197L8 199H6ZM12 198H14V199L18 198V201L21 202V204H22V202L24 204H28V205H35L36 204V206L38 205L37 208L38 207L39 208L37 210V208L35 206L33 209V210H35V212H32L31 211L32 209H27L25 207L16 208L13 206V204L11 202H8V200H10ZM87 198L89 200H86ZM199 198H200V200H199ZM95 199H97L98 202L96 201V203L92 206V202L95 201ZM107 199H108V201H107ZM143 199H145V201H142ZM202 200H204V201H202ZM90 201H91V205H90ZM37 203H39V204H37ZM104 203L109 205L111 208V209L109 208L110 211L108 210L107 215L105 216V217L109 216V218H107V221H110L113 218L112 221L121 223L120 221H121L122 215L124 217V218H122V221H123L122 222L123 224H121L122 227L117 226V224H116V226H114L113 229H111V231H113L114 233L109 235L110 237H107L108 231H106V230H107L108 226L106 225V223H101L97 214H94L92 212V210H93L92 208H94L96 206H97V208H94L95 211L104 212V208L106 211L107 210L106 204H104ZM252 204H253V206L251 208H248L249 209L248 211L250 213L251 212L255 213L256 215H258L259 217H261L264 220V212L256 210L255 201H253ZM112 205H115L121 209L117 215L115 214L116 216L114 215L113 212L116 211V209H118V208H112L111 207ZM128 206H129V209H126ZM133 206L135 208H133ZM89 207L90 208L92 207V208L90 209ZM261 207L264 209L263 205H261ZM85 213H87V214H85ZM95 213H97V212H95ZM84 214H85V216H84ZM160 215H161V217H160ZM162 216H164V219L162 218ZM227 218H228V220H227ZM81 219H83V220H81ZM84 219H85V221H84ZM141 219H144L146 226L143 223L144 221ZM191 219H193V217H190L188 219V221ZM215 219L217 220V222L215 221ZM126 220L127 221L129 220V221L126 222V224H125ZM139 220H141L143 224L137 222ZM206 220H208V221H206ZM211 220H213V222H211ZM105 221H106V218H105ZM76 222L77 223L79 222V224H76ZM89 222H91V223L88 224ZM206 222H208V223H206ZM210 222L213 224L211 225ZM223 222L228 224L229 227L231 228L227 234H225L227 231H224V230L219 231L217 226H215L216 230L211 233V229L214 226V224L218 223L219 226H223ZM133 223L134 224L139 223L138 225L142 224L144 226H142V227L137 226V228H136V226H134ZM74 225L77 226V230L74 231V233H72V234L77 236L78 242L74 241V239H72V238L69 239V236H66L67 234H69V230H71L72 227H75ZM163 225H165V226H163ZM200 225H201V227H200ZM21 226H26V232L23 235V237H21V239L18 240V237L12 238L11 235L7 234V233L12 232L15 229L20 228ZM112 226H113V224H112ZM130 226H133L132 231L134 230L136 232V230L139 228H140L139 229L140 231H137L136 235L134 234L135 236H131V237L128 236L129 238L126 239V235H127L126 230H128ZM224 227L226 229H228V226L225 225ZM124 228H126V229H124ZM172 228H174V229H172ZM200 228H201V232H200ZM122 229L124 230V232L121 231ZM130 229H131V227H130ZM143 229H144V232H143ZM204 229L205 230L207 229V231H205ZM249 229L252 230L250 234L247 231ZM196 231H199L200 234ZM202 231H205V232H202ZM115 232H116V235H115ZM119 232L123 235L119 234ZM140 232H142L144 235H142V233H140ZM147 232L150 235H147ZM124 233H125V235H124ZM238 233H241L242 235L243 234L244 235L243 236L241 234L238 235ZM201 234H202V236L200 237ZM228 234H230V235H228ZM251 234H254V235L252 236ZM151 235H154L155 237L151 236ZM133 237H136V238H133ZM143 237H144L143 241L145 243L142 241ZM148 237H150L151 239L153 237L152 242L150 241V238H148ZM237 237H240L242 239L237 238ZM132 238L134 239V241L132 240ZM140 238H141V240H140ZM48 239L49 240L52 239V240L49 241ZM146 239H148V240H146ZM160 239H162V240H160ZM204 239H205L206 243L204 242ZM46 241H48V243ZM137 242H139L140 245ZM147 243H149L151 245V247ZM153 243H154L155 249L152 247ZM143 244L146 246L143 247ZM188 244H189V242H187L185 245H188ZM50 245H53V248L50 251L46 252V253H49L48 257L39 258L37 253H39L42 248L48 247ZM136 246L140 249L135 250V248H137ZM180 246L182 247V245H180ZM18 248H20V250ZM141 248H143V250H141ZM157 248L158 249L161 248V249L158 250ZM164 248L165 249L167 248V250H164ZM246 248L248 250H246ZM64 249H65V251H64ZM147 249H149V251ZM182 249L184 251L186 249V246H185V248L183 247ZM30 250L33 251L31 254L37 255L36 258H31L30 256L26 258V256H24L25 254H23V252L27 253ZM153 250H154V252H153ZM244 250H245V252H243ZM151 251H152V253H149ZM168 251H170L171 254H169ZM163 252H165V255ZM21 253H22V255H21ZM13 255H15V256H13ZM143 255L146 257V261H145V259H144L145 257H143ZM159 255H161V257ZM162 255L164 256V259L162 258L163 257ZM84 256H85L84 260L79 259V264L89 263V261L91 262V260L94 257V255H93V257L91 259V256H89L87 254H84ZM138 256L142 259H139ZM147 256L149 257V259ZM151 256H153V257L151 258ZM3 257L5 258L4 260L2 259ZM60 257L62 258V260L60 259ZM154 257H156L157 259ZM34 259H38V260H34ZM109 259L110 260L109 261L107 260V261L111 262L112 257H110ZM222 259H224V261H221ZM28 260H29V262H28ZM44 260H45V262H44ZM150 260H152V262ZM182 260H187V259H184V256H183ZM39 261H40V263H39ZM109 264H113V263L111 262Z\"/></svg>",
    "mask_w": 264,
    "mask_h": 264
},
{
    "label": "water",
    "instance_id": "95a60500",
    "mask_svg": "<svg viewBox=\"0 0 264 264\" xmlns=\"http://www.w3.org/2000/svg\"><path fill=\"white\" fill-rule=\"evenodd\" d=\"M63 126L69 131H78L82 128V125L75 119H68Z\"/></svg>",
    "mask_w": 264,
    "mask_h": 264
}]
</instances>
